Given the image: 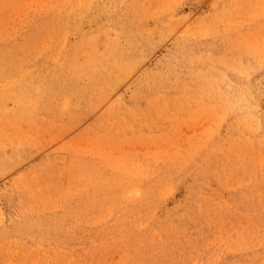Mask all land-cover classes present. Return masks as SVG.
<instances>
[{"label":"rangeland","instance_id":"rangeland-1","mask_svg":"<svg viewBox=\"0 0 264 264\" xmlns=\"http://www.w3.org/2000/svg\"><path fill=\"white\" fill-rule=\"evenodd\" d=\"M0 7L39 18L0 38V264H264V0ZM51 9L81 14L64 39ZM103 29L95 91L47 52Z\"/></svg>","mask_w":264,"mask_h":264},{"label":"bare ground","instance_id":"bare-ground-1","mask_svg":"<svg viewBox=\"0 0 264 264\" xmlns=\"http://www.w3.org/2000/svg\"><path fill=\"white\" fill-rule=\"evenodd\" d=\"M165 1V0H164ZM15 9H17V8H15ZM15 9H11V10H8V9H3V8H1L0 7V38H3L4 37V34H5V32H8V29H9V33H11L12 32V29L14 28V30H16V29H18L20 26H23V25H28L29 26V24L30 25H32V26H34L35 24H33V23H37V21L39 20V18H38V20L36 19L37 18V16H36V14L35 15H33L32 16V14H29L28 15V13L26 12V11H19V10H15ZM52 11V9L50 10V11H46V16H47V18L45 19L47 22H51V23H53V26H55V28H56V25H57V27L59 28V30H57V38H59V39H64V35L66 34L65 33V30H66V27H67V24H68V21L74 16V17H76V18H78V19H80V17H81V14L80 13H78L77 14V11H64V10H60V11H57V9H55L54 10V12H51ZM41 14V13H40ZM45 14V13H44ZM42 16V15H41ZM40 16V17H41ZM45 16V15H44ZM43 17V16H42ZM41 17V18H42ZM113 17V16H112ZM114 18V17H113ZM112 18V19H113ZM43 19V20H44ZM75 19V18H74ZM78 19L76 20L77 22H78ZM118 19H120V17L119 16H117V19H115V21L116 22H118L117 20ZM41 20V19H40ZM43 22V21H42ZM43 23H45V22H43ZM48 24V23H47ZM46 24V25H47ZM115 25V24H114ZM63 26V27H62ZM112 27H115L116 28V25L115 26H112ZM12 28V29H11ZM25 28H26V26H25ZM29 28H31V27H29ZM13 30V31H14ZM34 30V29H33ZM21 31V30H20ZM24 31H26V30H24ZM16 32V31H15ZM27 32H28V34H29V31H28V29H27ZM27 34V35H28ZM107 34H108V30L107 29H103L101 32H100V34L99 33H97V35H96V37H94L93 36V38H95V39H93V38H91V39H87V38H84V39H82V42H77V43H73V44H71L64 52H62L59 56H57V55H53V53H52V55H49L50 53H51V51H49V52H47V53H45V55L44 56H46V54H47V56H48V58L49 59H53L54 60V64L55 63H57L59 60H60V58H61V56H62V60H60L59 62H58V64H57V66H60V67H62V71L60 70V72L62 73L63 72V74H64V76L65 77H69V79H71V80H73V79H75V80H79V79H81V80H83L87 85H89V86H91L92 88H95L94 90L95 91H97V86L98 85H100V84H102L103 82H101V83H97L96 85H95V83L94 82H86V78H85V74H88L89 76L91 75V74H94V73H97V70H100V68L102 69V67H100V64H101V55L100 54H97V55H95L94 57L93 56H90L89 58H91V59H89L88 57H86V62L84 63V62H79L78 61V59H77V54H81L83 51H85V49L87 48V47H90V46H92V44H90L91 43V41H93V40H97V39H102L103 37H105V36H107ZM35 33H32L31 34V36L28 38V40H27V44H29L30 43V50H29V48H27L28 47V45L27 46H25L26 47V49H27V51H26V55H24L23 56V58H25L26 59V57H30V55H32L33 54V46H32V42H33V40H34V37H35ZM21 36V35H20ZM32 37H33V39H32ZM22 38V37H21ZM23 39V38H22ZM32 39V40H31ZM13 41V40H12ZM21 42V41H20ZM68 43V42H67ZM0 44H2V43H0ZM20 48H22V47H20ZM19 48V49H20ZM114 48L116 49V47H115V45H114ZM90 50V49H89ZM25 51V50H24ZM117 51V50H116ZM43 52V51H42ZM44 52H46V50L44 51ZM35 54V53H34ZM106 54H108V55H110L111 56V58H110V60H112V55H114L115 54V51H113V48L111 47V46H109V48H108V50L106 51ZM35 55H38V54H35ZM33 56V55H32ZM35 56H33L32 58H34ZM42 57V56H41ZM21 58V57H20ZM22 58V59H23ZM31 58V57H30ZM40 58V57H39ZM47 58V59H48ZM80 58V57H79ZM25 59H23V60H25ZM46 58H45V61L47 60ZM48 59V60H49ZM21 60V59H20ZM22 60V61H23ZM129 60V58L128 57H125L124 56V54H122L121 56H117V60H114V65H117V63H118V65H122V64H124L126 61H128ZM21 61V62H22ZM26 61V60H25ZM27 61H30V59L29 60H27ZM31 61H32V59H31ZM30 61V62H31ZM24 62V61H23ZM29 62V63H30ZM35 62V61H34ZM26 63H28V62H26ZM50 63H51V61H50ZM22 65V64H21ZM20 66V65H19ZM23 66V65H22ZM21 67V66H20ZM36 67H38V65L36 64ZM22 70H24V69H22ZM34 71V73H36L37 72V74L36 75H41V76H43V78H41L40 79V81L38 82L37 81V83H38V86H37V90L39 91V92H43V90H44V92H46L47 93V95H49V94H51V93H53L54 94V92H56V90L52 87V74H54V72L53 71H49V72H46V73H44V71L42 72L41 70H38V68H36L35 70H33ZM58 72V71H57ZM16 73V72H15ZM14 73V74H15ZM56 74V73H55ZM54 74V75H55ZM5 75V74H4ZM8 76V75H7ZM51 76V78H49ZM84 76V77H83ZM6 77V76H5ZM61 77H63V75H61ZM65 77H63L64 78V84H62L61 83V87H60V85H58L59 86V88H62V91H64V89L66 88V87H69V85H68V83H65V81H67V80H65ZM107 78V77H106ZM4 79V78H3ZM62 79V78H61ZM30 80V79H29ZM63 80V79H62ZM35 82V81H34ZM25 83V82H24ZM32 83H33V81H32ZM28 85V84H27ZM34 85V84H33ZM35 85H36V83H35ZM66 86V87H65ZM77 86V85H76ZM21 87H23V86H21ZM24 88H26L25 86H24ZM23 88V89H24ZM29 88V87H28ZM30 89V88H29ZM56 89H58L57 87H56ZM31 90V89H30ZM82 90V89H81ZM8 91V90H7ZM37 91V92H38ZM34 92V91H33ZM57 92H58V90H57ZM60 92V91H59ZM25 93H26V89H25ZM24 93V94H25ZM65 93H67V92H65ZM2 94V93H1ZM7 95H8V93H6ZM14 94V93H13ZM4 95V94H3ZM6 95V96H7ZM15 95V94H14ZM5 96V97H6ZM53 96V95H52ZM8 97H10V96H8ZM18 97V96H17ZM56 97H57V95H56ZM3 98V97H2ZM1 98V99H2ZM9 99V98H8ZM18 99H19V97H18ZM58 99V98H57ZM23 100V99H22ZM56 103V102H55ZM57 104H59V103H56L55 105H57ZM54 108V107H53ZM51 110H52V108H51ZM50 110V111H51ZM88 110V109H87ZM52 112H53V110H52ZM109 114H110V111H108V115L107 116H105V118H103V120H100L99 118H98V121H99V123L100 124H104L105 123V121H106V119L108 120V118H109ZM94 122H96V120H94ZM97 124V123H96ZM21 126V125H20ZM91 132H92V129H91V127L90 128H88V126H86V127H84V128H82V132H80L79 134L80 135H88V136H92V134H91ZM8 139V138H7ZM9 140V139H8ZM12 144H14L13 142H12ZM16 144H18V143H16ZM4 146V145H3ZM2 146V147H3ZM15 148H17V146L15 147ZM60 149V148H59ZM18 151V150H17ZM3 158H5V156L3 157ZM1 160V159H0ZM54 160H56V156H55V159ZM57 162V161H56ZM51 165H52V163H51ZM60 165V164H59ZM51 167H53V166H51ZM55 167H56V165H55ZM59 167V166H58ZM54 169V168H53ZM86 169V168H85ZM62 170V169H61ZM60 170V171H61ZM71 170V169H70ZM55 171V170H54ZM62 172V171H61ZM60 173V172H59ZM59 174H57V176H58ZM54 176V175H53ZM60 176V175H59ZM62 176V175H61ZM65 176V175H64ZM54 179H55V177H53ZM65 178V177H64ZM63 179V178H62ZM56 180V179H55ZM65 181V180H64ZM59 182V181H58ZM58 182H56V183H58ZM52 183H54L53 181H52ZM52 185V184H51ZM64 185V184H63ZM56 188H57V186H56ZM64 188V187H63ZM113 189H115V188H113ZM59 190H60V187H59ZM69 190H70V188H69ZM61 196V195H60ZM54 203V202H53ZM59 204H60V202H59ZM96 206V205H95ZM91 210H92V208H91ZM91 213V212H90ZM88 214V213H87Z\"/></svg>","mask_w":264,"mask_h":264}]
</instances>
